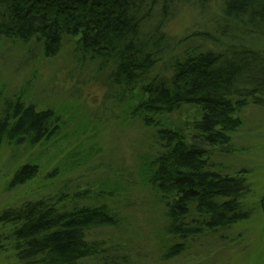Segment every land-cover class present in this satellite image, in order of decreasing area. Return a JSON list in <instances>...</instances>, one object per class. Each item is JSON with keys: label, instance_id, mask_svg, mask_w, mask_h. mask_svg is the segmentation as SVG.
Listing matches in <instances>:
<instances>
[{"label": "trees", "instance_id": "1", "mask_svg": "<svg viewBox=\"0 0 264 264\" xmlns=\"http://www.w3.org/2000/svg\"><path fill=\"white\" fill-rule=\"evenodd\" d=\"M206 1L0 0V40L33 43L50 58L60 52L66 38L78 39L73 56L81 67L98 62L99 71L109 72L110 87L132 94L137 90L133 118L157 129L159 152L147 166V184L164 202V234L181 241L166 251L164 259L182 254L189 239L228 229L249 216L243 208L244 180L209 171L203 146L187 142L154 119L184 106L199 108L202 115L194 129L213 147L240 127L233 115L249 99L264 95V0H222L221 19L230 28L218 39L203 37L207 50L187 51L151 77L170 52L167 24L188 5L203 14ZM227 29H236L241 36L240 41L231 39L235 44L228 47ZM198 35L188 38L192 41ZM244 40L254 41L256 48L240 44ZM58 124L51 111H36L19 100L8 102L0 114V146L38 145L57 132ZM36 176L35 167L25 166L15 174L12 186ZM118 225L105 206L67 211L43 199L0 214V228H9L8 241L21 264H116L88 235Z\"/></svg>", "mask_w": 264, "mask_h": 264}, {"label": "rangeland", "instance_id": "2", "mask_svg": "<svg viewBox=\"0 0 264 264\" xmlns=\"http://www.w3.org/2000/svg\"><path fill=\"white\" fill-rule=\"evenodd\" d=\"M221 7L222 0L206 1L203 14L195 5L182 7L165 29L170 52L151 77L187 51L207 50L204 39H218L230 28L221 19ZM227 32L226 47L235 44L231 39L241 40L238 30ZM192 34L199 35L191 41ZM77 40L66 38L60 52L50 58L33 43L0 40V114L6 103L19 100L36 111H51L59 122L57 132L38 145L0 146V214L41 199L67 211L105 206L119 225L92 231L88 240L107 251L116 264H264V95L249 99L233 115L240 127L213 147L194 129L202 115L199 108L184 106L154 118L162 128L203 146L209 171L242 178L247 187L243 208L249 213L247 220L228 229L189 239L182 254L164 259L166 251L181 241L164 234V202L147 184V166L159 152L157 129L133 118L137 90L132 94L110 87L109 72L99 71L98 62L80 66L73 56ZM25 166L37 169L36 178L12 186L15 174ZM8 240L9 228H0V264H21Z\"/></svg>", "mask_w": 264, "mask_h": 264}]
</instances>
